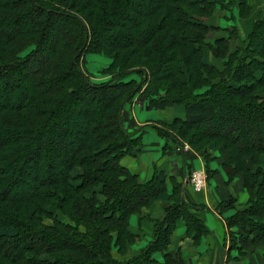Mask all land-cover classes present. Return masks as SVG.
<instances>
[{
    "label": "trees",
    "instance_id": "1",
    "mask_svg": "<svg viewBox=\"0 0 264 264\" xmlns=\"http://www.w3.org/2000/svg\"><path fill=\"white\" fill-rule=\"evenodd\" d=\"M233 4L0 0V264H183L168 254L177 221L207 229L181 186L166 192L163 171L143 184L121 164L140 150L122 121L135 102L183 108L159 133L206 162L217 154L228 181L241 177L247 207L225 219L240 230L231 247H264V17L243 40L223 36L207 20ZM88 57L109 60L98 70L107 81L93 83ZM155 201L164 215L151 241L118 260L137 240L130 217Z\"/></svg>",
    "mask_w": 264,
    "mask_h": 264
},
{
    "label": "crops",
    "instance_id": "2",
    "mask_svg": "<svg viewBox=\"0 0 264 264\" xmlns=\"http://www.w3.org/2000/svg\"><path fill=\"white\" fill-rule=\"evenodd\" d=\"M233 3L234 8L238 7L239 0H233ZM248 4L251 9L248 19L237 20L241 40L248 36L253 21L264 15V0H248ZM217 9L225 10L217 7L215 11ZM151 110L155 109H149L143 102L125 106L122 118L124 129L134 134V138H139L141 145L136 157L127 155L122 158L121 164L143 184L153 179L158 171H163L166 175V192L172 194L174 183L181 186L180 196L193 206L190 213L197 219L203 218L207 229V233L197 236L195 231H188L183 219H179L170 237V257L174 259L179 256L183 264H264V247L252 248L240 255L232 249L229 236L230 232L238 236L240 230L235 226L228 229L225 225L226 218L247 207L248 196L241 177L228 181L217 154L212 155V161L206 162L204 156L190 148L178 147L159 133V129L166 131L175 119H184L183 110L179 111L178 107ZM193 168H205L208 174L207 186L199 193L186 180ZM229 202H232L231 208H221ZM163 215L161 201H155L149 209L132 215L129 231L137 240L126 257L116 258L123 260L137 255L151 241L155 223ZM157 256L162 261V257Z\"/></svg>",
    "mask_w": 264,
    "mask_h": 264
},
{
    "label": "rangeland",
    "instance_id": "3",
    "mask_svg": "<svg viewBox=\"0 0 264 264\" xmlns=\"http://www.w3.org/2000/svg\"><path fill=\"white\" fill-rule=\"evenodd\" d=\"M231 1H233V0H225V4H226V6L231 2ZM237 2V1H236ZM235 2V3H236ZM247 4H248V2H247ZM249 5V4H248ZM233 6H229V9H225L224 11L223 10H221V11H219L218 9V11L216 10H214L213 11V13H212V15L210 16V18L207 20V23H209L208 25L209 26H214V27H218V28H221L223 31L220 33L221 35H223V36H229V32L231 31V30H236L237 32H238V24H237V20H239V19H242V20H246V19H248L247 17H249V15H250V12H249V14H248V16H240V9H239V3H238V7H233ZM251 10V9H250ZM214 12H216V15H215V13ZM264 17V15L263 16H258V18H256L254 21H253V24L255 23V22H257L259 19H261V18H263ZM253 24L251 25V28H252V26H253ZM243 25H246V24H243ZM225 30H228V32H225ZM250 33V32H249ZM238 35H239V33H238ZM239 38L241 39L242 37L239 35ZM238 45V42L236 41H234L233 43H232V50L235 48V46H237ZM47 48H48V46H44L43 47V50L44 51H46L47 50ZM102 57H99V58H90V57H88V63H87V69H88V71L89 72H91V74H94V78H92V81H93V83L94 84H100L101 82H104V81H107L108 80V78L105 76V77H103V76H101V75H99V73H98V70L100 69V68H103V67H106L107 65H108V63H109V60L108 59H101ZM213 63L220 69V65L218 64V62H216V61H213ZM131 78H133V76L131 75V76H129L126 80H128V79H131ZM135 79L136 80H138V78H136L135 77ZM1 102H3V100L1 99V97H0V103ZM178 107V110L180 111V109L181 110H183V108L182 107H179V106H177ZM174 110H176L175 108H173ZM151 111H156V110H151ZM184 111V110H183ZM224 121H226V120H224ZM81 128V127H80ZM50 137V136H49ZM48 137V138H49ZM47 138V139H48ZM54 139H55V137H53ZM53 138L51 137V138H49L47 141H48V145L50 144V142H51V140H53ZM56 140V139H55ZM70 148V147H69ZM183 148L184 149H187V148H190V146L188 145V144H184L183 145ZM191 149V148H190ZM194 151V150H193ZM195 152V151H194ZM197 153V152H196ZM208 154H210V156H212L213 154H211V153H208ZM213 157V156H212ZM56 167V170H62V165H57V166H55ZM52 175L54 174V169H52V168H48L47 169ZM195 170H203L204 172H205V174H206V186H207V182H208V174H207V172L205 171V168H193L192 169V171H190L189 172V174H188V176H187V183L190 185V183H189V176H190V174L193 172V171H195ZM226 175V174H225ZM235 177H240V176H235ZM206 186H205V188H206ZM18 191L19 192H22L23 190L21 189V187L19 186L18 187ZM246 191V190H245ZM233 211H231V212H229V213H232Z\"/></svg>",
    "mask_w": 264,
    "mask_h": 264
},
{
    "label": "built area",
    "instance_id": "4",
    "mask_svg": "<svg viewBox=\"0 0 264 264\" xmlns=\"http://www.w3.org/2000/svg\"><path fill=\"white\" fill-rule=\"evenodd\" d=\"M189 183L197 193L202 192L206 186V174L203 170H195L189 176Z\"/></svg>",
    "mask_w": 264,
    "mask_h": 264
}]
</instances>
